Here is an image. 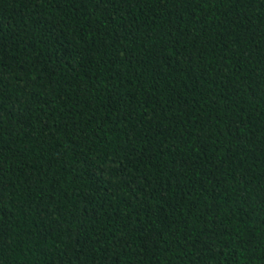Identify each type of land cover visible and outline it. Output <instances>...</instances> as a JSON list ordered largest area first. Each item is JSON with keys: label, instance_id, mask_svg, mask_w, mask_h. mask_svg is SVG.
Returning a JSON list of instances; mask_svg holds the SVG:
<instances>
[{"label": "trees", "instance_id": "trees-1", "mask_svg": "<svg viewBox=\"0 0 264 264\" xmlns=\"http://www.w3.org/2000/svg\"><path fill=\"white\" fill-rule=\"evenodd\" d=\"M0 264H264V0H0Z\"/></svg>", "mask_w": 264, "mask_h": 264}]
</instances>
